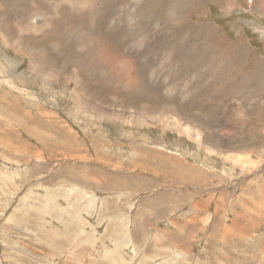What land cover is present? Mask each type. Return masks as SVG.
I'll use <instances>...</instances> for the list:
<instances>
[{
  "label": "rangeland",
  "instance_id": "obj_1",
  "mask_svg": "<svg viewBox=\"0 0 264 264\" xmlns=\"http://www.w3.org/2000/svg\"><path fill=\"white\" fill-rule=\"evenodd\" d=\"M183 1L171 15L168 0H156L150 17L126 2L143 15L138 24L124 18L127 4L119 2L117 11L110 1L102 25L66 1L60 16L51 0L3 1L1 15L10 21L14 6L31 15L32 4H40L53 32L13 29L0 38V264H264V0H235L226 11L210 0L206 11ZM95 25L103 28L96 39ZM175 39L176 59L186 63L178 68L159 52ZM21 41L30 47H12ZM106 43L115 51L94 66L86 56H103ZM208 49L217 59L224 52L233 68L227 79L210 78L213 59L198 56ZM123 53L140 54L141 67H111V57L121 61ZM24 54L42 57L41 68L33 71ZM239 63L238 79L232 73ZM73 73L89 110L69 95ZM125 79L138 85L116 89Z\"/></svg>",
  "mask_w": 264,
  "mask_h": 264
},
{
  "label": "bare ground",
  "instance_id": "obj_2",
  "mask_svg": "<svg viewBox=\"0 0 264 264\" xmlns=\"http://www.w3.org/2000/svg\"><path fill=\"white\" fill-rule=\"evenodd\" d=\"M1 1V3H0V38H6V34L8 33V32H12V34H14L13 33V29H15L16 31H18V32H20V33H22V34H24V35H27V34H36V35H40V34H42V33H45L46 31L48 32L49 31V29H51L52 30V27H53V23H52V19L49 17V13L48 12H44V10L42 9V7H41V5L40 4H37V3H33L32 4V7H33V12L31 13V15L30 14H27V12H24L25 10L23 9L22 11H21V13H18V11H16L17 9L15 8L14 9V7L12 8V10L11 11H15L17 14H15L14 13V15H16V18H15V20L14 21H10L8 18H5L4 16H2L1 15V13L3 12L4 13V10H3V7H4V3H3V1H6V0H0ZM63 1H66L67 3H69V8H71V9H73V10H75L74 12H76L77 10H82V11H84V10H87L86 12H90V17H91V19H93V21L95 22V19L97 18V17H99V15H100V12L102 11V9L104 8V9H109L110 8V1H114V4L116 5V7L117 6H119L120 4H119V2H122V3H125V4H127L126 2H128L129 1V5L130 6H133V7H137V9L139 10V12L138 13H143V14H145V13H147V16L148 17H150V16H152L153 15V12H155V11H153L152 10V5H156L157 4V2H156V0H149V1H147L146 3L145 2H143V3H141L142 2V0H51V2H53L54 3V5H53V11L55 12V13H57L59 16H60V14H61V10H62V4L64 3ZM201 1H203V3L202 4H200V0H196V4H197V8L199 9V11H206V8H207V5H208V1L209 0H201ZM235 0H210V3H212V4H216V5H218V6H220L221 8H223V10L224 11H226V9H227V6H231V7H233L234 8V5H233V2H234ZM247 1V3L248 2H253V0H246ZM255 1V0H254ZM48 3H49V1H47ZM108 2V3H107ZM164 2V1H163ZM168 2H169V7H168V12H170L171 13V15L172 14H174L173 12H175L176 10H175V7L177 6V5H180L181 3H183L184 4V1L183 0H172V1H170V0H168ZM112 3V2H111ZM147 4V5H146ZM128 5V4H127ZM128 5V6H129ZM189 5V4H188ZM259 5V4H258ZM129 6V14H127L126 16H124V18L125 19H128V21L130 22V23H136V24H138L139 22H140V20H142L141 19V17L143 16V15H139L138 13H136L135 11H134V9L133 8H131ZM46 7V6H45ZM256 7V6H255ZM258 7V6H257ZM260 7H262V9H263V11H264V3L260 6ZM20 7H19V4H18V9H19ZM52 8V7H51ZM113 8V7H112ZM189 8H191L190 10H192V9H195L194 8V5L193 6H190ZM232 8V9H233ZM118 9V7L116 8V10ZM128 9V8H127ZM261 9V10H262ZM52 10V9H51ZM260 10V11H261ZM118 11V10H117ZM227 11H230V9H228ZM10 12V11H9ZM52 12V11H51ZM51 12H50V14H51ZM185 12H186V10H185ZM72 13V12H71ZM78 13V12H77ZM126 13H127V11H126ZM156 13V12H155ZM10 13H8V16H10L9 15ZM85 14V13H84ZM157 14V13H156ZM199 14V13H198ZM264 14V13H263ZM263 14H262V17H264L263 16ZM80 15V14H79ZM81 16V15H80ZM119 16V15H118ZM160 16V15H159ZM89 17V18H90ZM113 17H115V16H113ZM113 17H110V16H108V15H104L103 16V21H106L107 23H112L115 19L113 18ZM146 17V16H145ZM175 17H177V16H175ZM100 19H101V17H99ZM160 18H161V16H160ZM183 18V17H182ZM57 19H58V17H57ZM114 19V20H113ZM122 19H123V17H122ZM153 19V18H152ZM178 19V18H177ZM56 20V19H55ZM97 20V19H96ZM119 20V19H118ZM124 20V19H123ZM182 20V19H181ZM36 21H38V22H36ZM159 21V20H158ZM173 21V20H172ZM177 21V20H176ZM55 22V21H54ZM126 22V21H125ZM174 22V21H173ZM40 23H42L43 25H39ZM69 23V22H68ZM98 24H100V25H102V24H104L103 22H102V19L99 21V22H97ZM175 23V22H174ZM177 23V22H176ZM55 24V23H54ZM79 24V23H78ZM117 24V23H116ZM122 24V20L120 19L119 20V22H118V25H121ZM157 24V23H156ZM178 24V23H177ZM129 25V24H128ZM144 25V24H143ZM153 25H155V24H153ZM159 25V24H158ZM201 25V24H200ZM212 25V24H211ZM68 26V25H67ZM75 26V25H74ZM96 26V28L97 29H94L93 28V30H96L95 31V33H94V35H93V38H97V36H102L103 34H102V32H103V28H102V26H100V27H98L97 25H95ZM107 26V25H106ZM117 26V25H116ZM116 26H115V28H116ZM131 26V25H130ZM137 26V25H136ZM157 26V25H156ZM171 26V25H170ZM197 26V25H196ZM83 27H85V26H83ZM88 27V26H87ZM108 27V26H107ZM107 27H105L104 29L106 30V28ZM123 27V26H122ZM134 27V26H133ZM138 27V26H137ZM144 27V26H143ZM146 27V26H145ZM76 28V27H75ZM92 28V27H91ZM109 28H111V26L109 27ZM126 28H129V26H127ZM140 30H141V28L140 27H138ZM149 28V27H148ZM148 28H145V29H148ZM167 28V27H166ZM194 28H196V27H194ZM70 29V28H69ZM68 29V30H69ZM119 29V28H118ZM117 29V30H118ZM123 29V28H122ZM122 29H121V31H122ZM133 29V28H132ZM150 29V28H149ZM148 29V30H149ZM173 29V28H172ZM178 29V28H177ZM189 29V28H188ZM200 29V28H199ZM83 30V29H82ZM81 30V31H82ZM85 30V29H84ZM126 30V29H125ZM125 30H123V31H125ZM144 30V29H143ZM151 30V29H150ZM165 30V29H164ZM190 30V29H189ZM188 30V31H189ZM201 30V29H200ZM67 31V30H66ZM65 31V32H66ZM110 31V30H109ZM120 31V32H121ZM131 31V30H130ZM130 31H129V33H130ZM191 31V30H190ZM52 32H53V30H52ZM80 32V31H79ZM128 32V31H127ZM133 32H134V30H133ZM148 31H146V33H147ZM154 32V31H153ZM175 32V31H174ZM182 32V31H181ZM216 32V31H215ZM220 32V31H219ZM73 33V32H72ZM82 33V32H81ZM85 33V32H84ZM107 33V32H106ZM115 33V32H114ZM123 33V32H122ZM145 33V32H144ZM146 33H145V35H146ZM150 33V32H149ZM191 33V32H190ZM194 33V32H193ZM211 33V32H210ZM209 33V34H210ZM218 33V32H217ZM60 34V33H59ZM63 34V33H62ZM124 34V33H123ZM131 34H133V33H130V35ZM138 34V33H137ZM142 34V33H141ZM148 34V33H147ZM159 34V33H158ZM157 34V35H158ZM181 35H183L182 33H180ZM179 34V35H180ZM203 34V33H202ZM207 34H208V32H207ZM43 35V34H42ZM54 35V34H53ZM67 35V34H66ZM82 34H80V36H81ZM89 35V34H88ZM105 35V34H104ZM111 36H112V34H110ZM116 35H118V34H116ZM119 35H120V33H119ZM122 35V34H121ZM120 35V36H121ZM134 35H136V34H134ZM134 35H131L132 37L134 36ZM166 35H167V33H166ZM173 35V34H172ZM21 36V35H20ZM44 36V35H43ZM49 36V35H48ZM62 36V35H61ZM65 36V35H64ZM110 36V37H111ZM130 36V37H131ZM171 36V35H170ZM31 37V36H30ZM33 37V36H32ZM38 37V36H37ZM45 37V36H44ZM76 36L74 35V38H75ZM110 37H108L107 36V38H108V40L109 41H107V42H110ZM114 37V36H113ZM118 36H115V38H117ZM125 37V36H124ZM135 37V36H134ZM138 37V36H137ZM165 37V36H164ZM177 37H178V35H177ZM191 37V36H190ZM211 37V36H210ZM213 37V36H212ZM217 37V36H216ZM219 37H221V36H219ZM13 38H14V36L12 37V40H13ZM20 38V37H19ZM29 38V37H28ZM67 38V37H66ZM70 38V37H69ZM100 38V37H99ZM106 38V39H107ZM110 38V39H109ZM114 38V39H115ZM119 38H121V37H119ZM172 38H174V36H172ZM214 38V37H213ZM47 39V38H46ZM81 39V38H80ZM94 39V40H95ZM133 39V38H132ZM147 39V38H146ZM149 39V38H148ZM167 39V38H166ZM188 39V38H187ZM210 39V38H209ZM229 39V38H228ZM242 39V38H241ZM11 40V41H12ZM41 40H42V38H41ZM78 40V39H77ZM84 40V39H83ZM125 40V39H124ZM143 40V39H142ZM141 40V41H142ZM153 40V39H152ZM169 40V39H168ZM167 40V41H168ZM230 40V39H229ZM7 40H5V41H3L2 42V44L5 46V49H7V47H9L8 45L10 44V43H7L6 42ZM19 41V40H18ZM34 41V40H33ZM75 41V40H74ZM99 41V40H98ZM112 41H114V40H111V42ZM122 41V40H121ZM128 41V40H127ZM140 41V42H141ZM148 41V40H147ZM182 41V40H181ZM196 41V40H195ZM211 41V40H210ZM22 42L23 41H21L20 43H16V42H14V43H12L11 42V44H12V47L13 48H15V49H17V50H20V49H22V48H24V47H28L29 45H24V44H22ZM25 42L26 43H28V41H26L25 40ZM30 42V41H29ZM45 42H46V40H45ZM77 42V41H76ZM80 42V41H79ZM92 42V41H91ZM91 42H89V44L87 43V44H82L81 46H80V50L81 51H83V52H85V51H87V48H85V47H87L88 45H91L90 43ZM106 42V41H105ZM171 42H173V43H171V45H166L165 46V50L166 51H159V52H163V53H167V54H165V55H167L168 56V58L169 59H171L172 58V62L176 65L175 67H177L178 65H183L184 63H185V60L182 58V59H180V61H179V59L177 58L176 59V55H177V52H176V48L177 49H180L181 47H178V45H179V40H177V39H175L174 41H171ZM197 42V41H196ZM205 42V41H204ZM36 43V42H35ZM34 43V44H35ZM47 43V42H46ZM78 43V42H77ZM114 43H116V42H114ZM118 43V42H117ZM130 43V42H129ZM170 43V42H169ZM227 43V42H226ZM226 43H224V44H222V48H224V47H228V48H230L228 45H226ZM233 43V42H232ZM244 43V42H243ZM37 44V43H36ZM40 44V43H39ZM131 44V43H130ZM136 44V43H135ZM147 43H146V41H143V42H141V45H146ZM42 45V44H41ZM45 45V44H44ZM63 45V44H62ZM74 45V44H73ZM112 45V44H111ZM122 45V44H121ZM133 45V44H132ZM138 45V44H137ZM152 45V44H151ZM195 45V44H194ZM193 45V46H194ZM198 45V44H197ZM232 45H234V44H231V46ZM39 46V45H38ZM46 46V45H45ZM64 47H65V45H63ZM71 46V45H70ZM69 46V47H70ZM98 46V45H97ZM123 46V45H122ZM159 46H164V43L163 42H158V45H157V42H154V48L155 49H157V47H159ZM189 46V45H188ZM211 46V45H210ZM236 46V45H235ZM249 46V45H248ZM30 47V46H29ZM43 47V46H42ZM63 47V48H64ZM77 47V46H76ZM95 47H96V45H95ZM117 47H119V46H117ZM38 48V47H37ZM52 48V47H51ZM98 48V47H97ZM175 49V51L173 50L172 51V49ZM198 48V47H197ZM208 48V47H207ZM25 49V48H24ZM66 49H67V47H66ZM76 49V48H75ZM79 49V48H78ZM120 49V48H119ZM124 49V48H123ZM135 49V48H134ZM139 49V48H138ZM153 49V48H152ZM163 49V48H162ZM191 49V48H190ZM195 49V48H194ZM202 49V48H201ZM205 49H206V47H205ZM231 49V48H230ZM229 49V50H230ZM49 50V49H48ZM72 50H73V48H72ZM186 50V49H185ZM189 50V49H188ZM219 50V49H218ZM224 50H226V49H224ZM254 50V49H253ZM12 51H16V50H14V49H12ZM45 51V50H44ZM80 51V52H81ZM115 51V49L113 48H111V46H110V44L109 43H106L105 44V49H103V56H102V54L100 53L98 56H95V60L94 59H92L91 58V55L90 54H88L87 56H86V58H88V59H90V60H93V62L95 63L94 64V66L98 63V62H100V63H102V58L103 57H105V56H107V54H109V55H111L113 52ZM130 51V50H129ZM202 52H199L200 53V55H198V56H201V58H202V60L201 61H203V59H204V61H208V59H213L211 62L212 63H210L209 65H208V70L212 73V75H211V77L210 78H217V77H219L220 76V78L219 79H222V80H224V79H227V74L226 73H231L230 72V70L232 71L233 70V68L229 65H227V63L225 62V60L223 59V57H224V52L220 49V51H219V59H217L216 57H217V54H216V56L215 57H213V55H212V53L211 52H209V49L208 50H205V51H203V50H201ZM216 51H217V49H216ZM231 51V50H230ZM252 51V50H251ZM250 51V52H251ZM257 51V50H256ZM70 52H71V50H70ZM88 52V51H87ZM86 52V53H87ZM99 52H100V48H99ZM193 52V51H192ZM255 52V51H254ZM46 53V52H45ZM51 53V52H50ZM127 53V52H126ZM126 53H123L124 55L122 56V60L120 61V60H116V58H113L112 59V57H111V67H115V66H117V65H119V66H122V67H124V68H126V69H128L129 67H136V66H140L141 67V65H142V63H140V60H141V55L139 54V55H135L134 57H131V58H128L127 57V54ZM133 53V52H132ZM151 53V52H150ZM182 53V52H181ZM187 53V52H186ZM245 53V52H244ZM47 54V53H46ZM52 54V53H51ZM65 54H66V52H65ZM75 54V53H74ZM91 54L92 55H97V52H96V50H94V51H92L91 52ZM133 54H135V53H133ZM194 54V53H193ZM19 55V54H18ZM33 56H35L36 54H32ZM79 55V54H78ZM182 55H183V53H182ZM22 58H23V60L25 61V62H28V66H30V68L33 70V71H36V70H39L40 68H41V66H39L37 63H36V61L38 60V61H41V59L43 60V58L41 57H36V59L34 60V61H32L31 60V58H29L28 56H27V54H24V55H20ZM54 56V55H53ZM67 56V55H66ZM81 56H83V55H81ZM113 56V55H112ZM133 56V55H132ZM141 56V57H140ZM179 56H180V54H179ZM248 56V55H247ZM261 56V55H260ZM108 58L110 57V56H107ZM120 57V56H119ZM130 57V56H129ZM160 57H162V56H160ZM166 57V56H165ZM165 57H162V58H165ZM192 57V56H191ZM263 57V56H262ZM29 58V59H28ZM54 58H56V60H57V57H55L54 56ZM53 58V59H54ZM62 58H64V57H62ZM68 58V57H67ZM66 58V59H67ZM74 58V57H73ZM167 58V57H166ZM180 58V57H179ZM215 58V59H214ZM49 59V58H48ZM52 59V60H53ZM110 59V58H109ZM150 59V58H149ZM230 59V58H229ZM137 60V61H136ZM175 60H177V61H175ZM227 60V59H226ZM54 61V60H53ZM58 61V60H57ZM109 61V60H108ZM152 61H153V59H152ZM232 61V60H231ZM247 61V60H246ZM1 62V61H0ZM58 62H60V61H58ZM259 62V61H258ZM52 63V62H51ZM81 63V62H80ZM84 63V62H83ZM108 63V62H107ZM171 62H169V64H170ZM209 63V62H208ZM260 63V62H259ZM47 64H48V62H47ZM146 64V63H145ZM190 64V63H189ZM192 64H193V62H192ZM248 64V63H247ZM1 65V64H0ZM45 65V64H44ZM90 65V64H89ZM92 65V64H91ZM184 65H186V63L184 64ZM70 66V65H69ZM85 66H86V64H85ZM149 66V65H148ZM49 67V66H48ZM47 67V68H48ZM57 67V66H56ZM92 67V66H91ZM109 67V66H108ZM143 67V66H142ZM154 67H156V66H154ZM172 67V66H171ZM197 67H198V65H197ZM204 67H205V65H204ZM234 67V70H235V72H236V74H234V73H232V76L233 77H237L238 79L241 77V71L240 70H242V69H240V63H239V66L238 67H236L235 68V65L233 66ZM246 67V66H245ZM55 68V67H54ZM53 68V69H54ZM71 68H73V67H71ZM87 68H89V67H87ZM105 68V67H104ZM110 68V67H109ZM144 68V67H143ZM178 68V67H177ZM56 69V68H55ZM132 69V68H131ZM137 69H139V68H137ZM147 69V68H146ZM154 69V68H153ZM153 69H151V70H153ZM57 70V69H56ZM80 70V69H79ZM101 70V69H100ZM106 70V69H105ZM179 70V69H178ZM197 70H199V69H197ZM203 70V69H202ZM202 70H201V73H202ZM227 70H229V72H226ZM41 71V70H40ZM44 71V70H43ZM57 71H59V70H57ZM73 71H74V69H73ZM93 71V70H92ZM102 71V70H101ZM139 71V70H138ZM161 71V70H160ZM190 71V70H189ZM192 71V70H191ZM194 71V70H193ZM192 71V72H193ZM203 71H205V70H203ZM60 72H61V70H60ZM94 72V71H93ZM118 72V71H117ZM143 72V71H142ZM159 72V71H158ZM157 72V73H158ZM208 72V71H207ZM209 72V73H210ZM110 73V72H109ZM197 73V72H196ZM200 73V72H199ZM242 73H243V71H242ZM249 73H251V72H249ZM47 74H49V73H47ZM64 74V73H63ZM66 74H68V72L66 73ZM82 74V73H81ZM107 73L106 72H104V74L103 75H106ZM115 74V73H114ZM117 74V73H116ZM133 74V73H132ZM156 74V73H155ZM203 74V73H202ZM247 74V73H246ZM7 75V74H6ZM73 75V77H71L72 79L71 80H69V83H71V85H73V86H75V88L73 89L72 88V90L70 91V93H69V95L70 96H72V98L73 97H75V99H76V106H78L79 107V109H81V110H83V111H85V108L87 109V110H89V108H90V106H91V104L90 103H86V101L85 100H87L88 101V99H87V96L83 93V91L82 90H78L79 88L78 87H80L79 85H80V82H79V80H78V74L76 73H73L72 74ZM117 75H119V74H117ZM123 75V74H122ZM159 75V74H158ZM188 75V74H187ZM198 75V74H197ZM2 76V75H1ZM49 77H53V74H49L48 75ZM93 76V75H92ZM110 76V75H109ZM125 76H126V74H125ZM132 76V75H131ZM148 76V75H147ZM203 76V75H202ZM217 76V77H216ZM243 76H245V75H243ZM242 76V77H243ZM8 77H9V75H8ZM63 77V76H62ZM193 77V76H192ZM207 77V76H206ZM84 78V77H83ZM127 78H128V75H127ZM189 78V77H188ZM196 78V77H195ZM200 78V77H199ZM230 78V77H229ZM228 78V79H229ZM250 78V77H249ZM108 79V78H107ZM120 79V78H119ZM137 79V78H136ZM86 80V79H85ZM123 79H121V81H122ZM172 80V79H171ZM191 80V79H190ZM197 80V79H196ZM215 80V79H214ZM249 80V79H248ZM149 81V80H148ZM213 81V80H212ZM219 81H221V80H219ZM228 81V80H227ZM1 82V81H0ZM137 80L135 81V80H129V79H125V83H124V86L119 82V81H117L116 82V89L117 88H126V89H128V88H136V86L138 85L137 84ZM199 82V81H198ZM248 82V81H247ZM251 82V81H250ZM86 83H89L88 81L86 82ZM142 83V82H141ZM185 83V82H184ZM183 83V84H184ZM214 83H216V82H214ZM231 83H232V81H231ZM256 83V82H255ZM182 84V83H181ZM181 84H179V85H181ZM182 84V85H183ZM234 84V83H233ZM257 84V83H256ZM8 85V84H7ZM83 85V84H82ZM87 85H89V84H87ZM181 85V86H182ZM211 85V84H210ZM218 85V84H217ZM2 86V85H1ZM143 86V85H142ZM189 86H191V85H189ZM243 86V85H242ZM261 86V85H260ZM16 87V86H15ZM19 87V86H18ZM55 87V86H54ZM61 87L62 88H69V86H68V84L66 83V82H63V85H61ZM88 87V86H87ZM187 87V86H186ZM241 87V86H240ZM250 87V86H249ZM22 88V87H21ZM71 88V87H70ZM78 88V89H77ZM178 88V87H177ZM200 88V87H199ZM198 88V89H199ZM233 88V87H232ZM125 89V90H126ZM191 89V88H190ZM240 89V88H239ZM22 90V89H21ZM29 90V89H28ZM181 90H183V89H181ZM189 90V89H188ZM246 90V89H245ZM23 91V90H22ZM193 91V90H192ZM232 91V90H231ZM239 91V90H238ZM241 91H243V90H241ZM199 92V91H198ZM227 92V91H226ZM236 92V91H235ZM21 93V92H20ZM169 93V92H168ZM229 93V92H228ZM244 93V92H243ZM22 94V93H21ZM188 94V93H187ZM219 94V93H218ZM16 95V94H15ZM68 95V94H67ZM81 95H82V98H81ZM216 95V94H215ZM244 95V94H243ZM243 95H242V98H243ZM155 97H156V95H154ZM222 96V95H221ZM234 96V95H233ZM236 96V95H235ZM27 97H28V95H27ZM32 97V96H31ZM68 97V96H67ZM169 97H171V96H169ZM220 97V96H219ZM229 97V96H228ZM3 98V97H2ZM1 98V99H2ZM157 98V97H156ZM187 97H184L183 99H186ZM235 98V97H234ZM30 99V98H29ZM74 99V98H73ZM198 99V98H197ZM244 99V98H243ZM16 100V99H15ZM206 100V99H205ZM226 100V99H225ZM233 99H231V101H232ZM235 100V99H234ZM238 100V99H237ZM2 101V100H1ZM83 101H85L84 103H83ZM196 101V100H195ZM211 101V100H210ZM214 101V100H213ZM4 102V101H3ZM250 102V101H249ZM248 102V103H249ZM260 102V101H259ZM2 103V102H1ZM5 103V102H4ZM10 104V103H9ZM6 107V106H5ZM93 107V106H92ZM149 108V107H148ZM16 109H18V108H16ZM92 109V108H91ZM264 109V108H263ZM170 110V109H169ZM140 111H142V110H140ZM168 111V110H167ZM173 111V110H172ZM246 111V110H245ZM250 111V110H249ZM82 112V111H81ZM94 112V111H93ZM133 112V111H132ZM138 112V111H137ZM187 112V111H186ZM89 113V112H88ZM87 113V114H88ZM148 113V112H147ZM89 114H92V113H89ZM99 114V113H98ZM100 114H102L101 112H100ZM163 114V113H162ZM248 113H246V115H247ZM253 114V113H252ZM95 115V114H94ZM135 115H136V119L138 120V121H140V122H142L143 120H144V117H141L142 116V114H138V113H135ZM176 115V114H175ZM174 115V116H175ZM102 118H106V117H111V115L110 116H107L106 114L105 115H100ZM164 116V115H163ZM42 117V116H41ZM40 117V118H41ZM146 117H147V115H146ZM152 117V116H151ZM158 117V116H157ZM248 117V116H247ZM117 118H120V117H117ZM116 118V119H117ZM188 118V117H187ZM201 118V117H200ZM249 118V117H248ZM153 119V118H152ZM163 118L162 117H158V120H162ZM251 119V118H250ZM114 120V119H113ZM104 121V120H103ZM118 121V120H117ZM237 121V120H236ZM239 121V120H238ZM248 122H249V120H248ZM229 123V122H228ZM237 123V122H236ZM86 124V123H85ZM188 125H190L189 123H187ZM235 124V123H234ZM246 124V123H245ZM103 125V124H102ZM215 126V125H214ZM219 126V125H218ZM26 127V126H25ZM190 127V126H189ZM203 127V126H202ZM220 127V126H219ZM236 127V126H235ZM242 127V126H241ZM27 128V127H26ZM240 128V127H239ZM207 130V129H206ZM245 132V131H244ZM19 136V135H18ZM209 139V138H208ZM259 139V138H258ZM243 140V139H242ZM264 141V140H263ZM28 142V141H27ZM226 142V141H225ZM228 142H229V140H228ZM231 142V141H230ZM29 143V142H28ZM243 144V143H242ZM255 148V147H254ZM263 148V147H262ZM245 149V148H244ZM251 149V148H250ZM227 150H229V148L227 149ZM254 151V150H253ZM225 153V152H224ZM252 152L251 151H249L248 150V155H250ZM129 243V242H128ZM129 246V245H128ZM130 248V247H129ZM179 261V260H178ZM159 262V261H158Z\"/></svg>",
  "mask_w": 264,
  "mask_h": 264
},
{
  "label": "crops",
  "instance_id": "obj_3",
  "mask_svg": "<svg viewBox=\"0 0 264 264\" xmlns=\"http://www.w3.org/2000/svg\"><path fill=\"white\" fill-rule=\"evenodd\" d=\"M252 2V1H251ZM36 22H38V21H36ZM237 41H239V39H236ZM229 44V43H228ZM231 44H235V45H237V42H234V43H232L231 42ZM231 44H229V45H231Z\"/></svg>",
  "mask_w": 264,
  "mask_h": 264
}]
</instances>
